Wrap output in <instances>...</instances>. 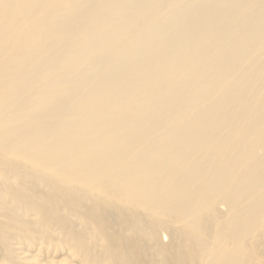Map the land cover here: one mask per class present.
I'll list each match as a JSON object with an SVG mask.
<instances>
[{
    "label": "bare ground",
    "instance_id": "6f19581e",
    "mask_svg": "<svg viewBox=\"0 0 264 264\" xmlns=\"http://www.w3.org/2000/svg\"><path fill=\"white\" fill-rule=\"evenodd\" d=\"M260 46L264 0H0V264H264Z\"/></svg>",
    "mask_w": 264,
    "mask_h": 264
},
{
    "label": "rangeland",
    "instance_id": "374dc122",
    "mask_svg": "<svg viewBox=\"0 0 264 264\" xmlns=\"http://www.w3.org/2000/svg\"><path fill=\"white\" fill-rule=\"evenodd\" d=\"M257 53L260 56L258 61L254 64L253 67L249 68L248 73L245 76L247 77V82L245 85H248L251 82H255V86L250 95V98L248 99V104L241 111L247 108L252 109L251 110L252 112L261 111L260 103L261 101L264 100V47L260 46ZM243 85H244V80H243ZM224 88L228 89L229 85ZM210 106H211L210 101H206L202 105L203 108H209ZM252 112H250V114L246 116L244 122L242 123L238 122V127H237L238 135L235 138V140H240V139L245 138V131L248 130V128H252L251 126L254 124V120H255L254 119L255 114ZM253 128H257V127H253ZM181 129H183V125H179L178 128L174 131H180ZM174 134H176V132H170L168 135L174 136ZM261 135H264V127L257 128V130L253 133V138L256 139L260 137ZM209 144L210 146L215 147L218 145V141L210 140ZM228 147H230L233 150L234 149L233 142L231 144L228 143ZM237 149L238 147L236 148V150ZM251 157L253 158L254 155H252Z\"/></svg>",
    "mask_w": 264,
    "mask_h": 264
}]
</instances>
